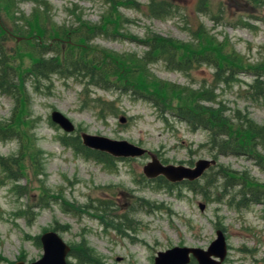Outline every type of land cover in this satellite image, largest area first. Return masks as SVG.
Wrapping results in <instances>:
<instances>
[{
	"label": "rangeland",
	"instance_id": "1",
	"mask_svg": "<svg viewBox=\"0 0 264 264\" xmlns=\"http://www.w3.org/2000/svg\"><path fill=\"white\" fill-rule=\"evenodd\" d=\"M132 1L138 7L124 5L123 0L117 8L107 0H17L12 11L4 9L0 15L4 26L13 29L24 28L23 18L37 14L51 33H60L63 41L58 48L63 53L74 50L73 55L81 52L72 46L81 44L82 38H69V28L111 24L118 34L95 36L88 42L94 49L90 53L107 50L125 59L132 71L128 76L125 71L127 81L135 79L154 88L158 79L189 87L190 93L182 87L168 90L172 106H194L200 100L191 90L214 87L217 100H202L205 105L216 107L222 102L228 117L239 108L264 124V97L253 99L247 93L253 75L239 71L218 83L215 63L182 71L161 59L148 64L140 60L149 48L140 40L155 35L187 44L188 49L211 45L207 51L211 55L237 52L246 63L257 64L264 60V0H170L173 13L165 18L149 13L152 0ZM201 3L206 8L200 9ZM22 35H0V46L17 71L25 74L35 58V40ZM134 67L139 71L133 73ZM223 72L227 77L233 74L229 67ZM26 80V108L17 106L13 95L0 92V124L13 126L15 133H0V264L40 258L43 247L38 238L57 229L77 251L85 243L93 248L99 264H155L159 251L174 246L208 248L218 229L225 232L228 243L224 264H264V200L242 202L239 192L246 185L245 176L264 185V170L257 161L246 155H219L210 145L209 131L160 111L150 99L122 90V84L102 88L83 76L58 74ZM54 110L67 115L76 131L68 133L52 122ZM81 132L128 140L165 164L194 166L201 158L217 163L195 183L170 181V185L162 176L149 178L144 173L150 154L114 157L112 164L86 157L72 139ZM63 136H69V145L62 143ZM3 158H8L11 170L3 166ZM200 203L205 204L203 210ZM69 260L79 263L75 255Z\"/></svg>",
	"mask_w": 264,
	"mask_h": 264
},
{
	"label": "trees",
	"instance_id": "2",
	"mask_svg": "<svg viewBox=\"0 0 264 264\" xmlns=\"http://www.w3.org/2000/svg\"><path fill=\"white\" fill-rule=\"evenodd\" d=\"M107 1L113 3V8H117L116 6L119 4V0ZM123 2L125 3L124 5L130 6L132 3L131 5L138 7L132 0H123ZM16 5H18L17 0H0V12L4 11V9L10 12ZM201 5L203 4L201 3ZM147 8L151 15L160 18H165L173 13V4L170 0H152ZM204 8H206L204 5L200 7V9ZM23 20L26 22V25H24V28L26 27L25 33H23L24 28L21 26L17 28L14 27L13 29L6 28L0 15V35L4 38L5 36L7 37L10 32H18L23 35L28 34L35 40L33 48L35 58L30 69L27 70L25 74L19 72V70L17 71L16 66L10 63L7 54L2 51L0 46V92L13 95L16 99L17 106L21 104L23 108H26V104L29 102L26 86V77L29 76L33 77L35 81L47 79L51 74H58L63 77L83 76L89 79L88 83L102 88H108L112 84H122V90L127 92L133 90L137 97L150 99L160 111L172 113L194 129L202 128L209 131L210 145L218 151L219 155H246L257 161L264 170V124H258L248 112H241L239 108L234 111L232 116L228 117L226 115L227 107L223 105L222 102L216 107L205 105L202 100L208 102L217 100L214 87H203L202 89L191 90L192 95L197 96L198 100H200L196 102L194 106H172L169 101L168 94H170V91L168 90H177L181 88L182 86L179 84L166 83L163 80L155 79L153 82L154 88H150L145 82L139 83L135 79L129 82L126 79L128 74H131L132 71L129 69L130 66L126 65L127 61L121 56H115L107 50H100L99 54L97 52L93 54L90 53L94 49L88 42L95 36L100 34H118L119 29L109 27L111 24H104L103 22L99 24L84 23L81 28H69V30L66 31L69 38H71V36L82 38L81 44L72 46V48H76L75 46L80 47L81 52L79 55H73L74 50H70L71 52L69 53H63L61 49L58 48V45L63 41L59 37L60 33H51L43 22L39 23V16L37 14H34L31 18L24 17ZM50 38L53 39V42L51 44H45V40ZM140 41L149 46L146 53L140 58L143 64L161 59L165 61L169 68L189 71L192 68H199L203 62L215 63L217 66L215 78L218 83L227 82L232 79V77H236L235 74H238L239 71H245L254 76L253 82L249 84L250 90L247 92L248 95L253 99L264 97V60L257 64L246 63L244 58L237 52L232 51L229 56L223 55V53H217L213 50L217 58L213 54L207 53L208 50L213 48L211 45L208 46L209 49H188L187 44L162 36L151 35L145 40ZM70 44L73 43L69 42V45ZM181 47H186V51H181ZM216 50L221 52L219 49ZM49 53L55 54L49 57L47 56ZM125 67L129 69V72ZM227 67L233 70V74L228 77L226 76L227 74L224 75L223 72ZM137 69V67H134L133 73L139 71V69ZM125 71L127 72V76L125 75ZM113 75L117 76V79H113ZM185 87L182 88L189 91V87ZM186 97L189 99L192 98L190 95ZM185 103L188 104V101ZM162 116L167 119L164 114ZM233 118L234 120H232ZM12 127L13 126L10 127L9 124H0V133L5 136L15 134L11 132ZM72 139L77 142L76 149L82 151L86 157H94L108 164H112L114 161V157H111L109 154L84 146L80 134H77ZM61 141L65 145L70 144L69 136H63ZM2 163L4 167L11 170L8 158H3ZM226 171L225 168L222 172L226 173ZM11 174H13V172H11ZM231 177L235 176L232 174ZM214 178H211V180ZM243 179L246 185L244 187L242 186L239 190L242 195V202L246 199H248V201L262 202L264 200V190H262V188L264 189V185L250 182L247 176ZM195 182L196 181H191V183ZM212 183L211 181V185ZM205 192L207 191L205 190ZM238 203H241V201ZM244 204H247V202H244ZM79 212L80 210H78V213ZM55 229H57V227ZM38 242H40L39 238ZM76 249L77 248L72 246L70 256L75 255L78 258V264H99V258L96 252L86 243L84 244V248L80 251ZM68 262L71 264L69 260Z\"/></svg>",
	"mask_w": 264,
	"mask_h": 264
},
{
	"label": "water",
	"instance_id": "3",
	"mask_svg": "<svg viewBox=\"0 0 264 264\" xmlns=\"http://www.w3.org/2000/svg\"><path fill=\"white\" fill-rule=\"evenodd\" d=\"M52 121L58 124L68 133L75 132V123L63 112L54 110L51 113ZM121 122L125 117L120 118ZM82 143L89 148L100 150L114 157H140L145 154L151 155V160L143 167L144 173L149 178L160 175L165 176L171 182L183 180H196L217 163L216 159L201 158L194 166L185 164L163 163L159 157L147 148L134 144L125 139H113L108 136L81 133ZM201 209L205 204L200 203ZM43 254L40 258L31 262L18 260L13 264H68V256L71 245L65 241L57 230H47L40 235ZM228 253L226 235L222 229L217 230V237L210 243L208 248L174 246L161 250L155 257V264H190L196 259L198 264H223Z\"/></svg>",
	"mask_w": 264,
	"mask_h": 264
}]
</instances>
